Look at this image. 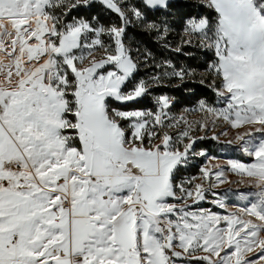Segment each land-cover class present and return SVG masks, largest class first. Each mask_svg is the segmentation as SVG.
Masks as SVG:
<instances>
[{
    "label": "snow or ice",
    "instance_id": "snow-or-ice-1",
    "mask_svg": "<svg viewBox=\"0 0 264 264\" xmlns=\"http://www.w3.org/2000/svg\"><path fill=\"white\" fill-rule=\"evenodd\" d=\"M205 3L214 19L188 18L173 48L169 25L149 19L168 0H0V264H264V0ZM95 4L118 23L85 15ZM133 23L165 49L211 52L208 86L223 107L201 101L205 118L193 123L170 117L165 95L153 111L113 106L195 77L146 48L137 52L154 74L137 79L140 58L125 43ZM209 116L213 128H246L226 143L255 161L228 162L258 191L239 194L255 200L237 212L210 201L225 215L192 210L228 182L223 169L177 183L190 156H205L192 133L207 138Z\"/></svg>",
    "mask_w": 264,
    "mask_h": 264
},
{
    "label": "trees",
    "instance_id": "trees-1",
    "mask_svg": "<svg viewBox=\"0 0 264 264\" xmlns=\"http://www.w3.org/2000/svg\"><path fill=\"white\" fill-rule=\"evenodd\" d=\"M138 2V0H137ZM171 5L167 10L160 9V13L153 17H150V21H163L169 24L171 30L174 31V37L168 36L167 40L169 45L173 48L180 46L183 39L184 23L190 17L200 18L209 17L213 18L214 12L204 5H198L195 3H189L182 0H174L169 3ZM85 15L100 16L106 24L117 23V17L114 14L108 13L103 9L101 5H94L93 8L86 12ZM173 40V41H172ZM126 46L131 50L134 58H140V67L137 73V79H148L154 74L152 67H146L143 63V57L137 52H144L147 48L152 52V56L155 57L154 62H161L169 60L173 65L177 67H183L195 72L194 78H188L184 82L179 80H169L165 78L161 81L160 85L154 86L150 89L151 95L143 98L139 102H131L130 107L125 108L123 105L112 102L113 106L120 107L122 110H151L153 108L152 99L161 95L168 96L172 100L170 112L177 113L185 109L192 108L199 102L210 106H218L220 104L219 99L215 93L208 86L211 83V77L208 75V66L212 60L215 59L211 52H205L196 47L184 45L186 51H190L193 55H183L182 53H176L170 49L161 47L154 36L145 32L143 29H134L128 27L127 38L125 40ZM134 50L136 53H134ZM205 79L204 84H200L199 80ZM203 151L213 152L210 147L209 141L201 142ZM215 144V143H214ZM219 146V144H215ZM242 158V157H240Z\"/></svg>",
    "mask_w": 264,
    "mask_h": 264
},
{
    "label": "rangeland",
    "instance_id": "rangeland-1",
    "mask_svg": "<svg viewBox=\"0 0 264 264\" xmlns=\"http://www.w3.org/2000/svg\"><path fill=\"white\" fill-rule=\"evenodd\" d=\"M172 1H174V0H168V3L172 2ZM182 1L206 6L205 0H182ZM136 2H137V0H124V3H126V4H132V3H136ZM95 5H100V4H95ZM210 10L212 12H214L212 9H210ZM214 17H215V13H214V16L212 19H214ZM115 21H117V23H118V20H115ZM6 27H8V31H11L10 26L6 25ZM128 27H132L134 29H143L142 26H140L136 23L130 24ZM174 35H175L174 31L171 30L169 27L168 36L174 37ZM186 38L187 37L184 35V30H183V39H186ZM4 39L6 41L9 40L8 37H5ZM106 39L107 38L105 37V40ZM134 53H136L135 50H134ZM0 79H2V76H0ZM152 101H153V108L151 110H145V111H153L156 109V104L154 102V98L152 99ZM170 101L172 103V100H170ZM113 102H115V101H113ZM115 103H118V102H115ZM206 105L208 107H212V108H216V109L223 107V105L221 103L218 106H210L208 104H206ZM199 106H200V102L198 104H196L195 106H193L192 108L185 109V110H182V111L177 112V113H172L169 111V116L174 117L176 119H179L180 117H184L185 119H187L188 121L193 122V123H195L197 121H202L205 118V114L198 110ZM214 119H215L214 116L208 117L209 128H208V131L206 133L207 138L199 139L200 136L205 135L204 132L194 131L192 133V135L197 138L196 139V146H195L197 152L203 151L202 150L203 146L201 144L202 141H209L210 147L212 148L213 152L203 151L205 153V156H190L188 164L183 166L181 172L179 173V178L177 180V183H179L182 180L183 181L192 180L193 183H201L202 182V180H201L202 173L200 172L201 167H206L207 169L211 170L212 172H215L218 169H223L225 172L224 178L228 182L219 185V187H217L216 189L213 190L215 193L218 194L216 197H213V195H211V193H209L207 195L205 201L200 202L199 205H192V210H197L198 207H203L205 209H210L214 213H217L220 215H225L227 213L224 209L216 207L210 201H212L214 198L215 199H222L228 205L227 212H237L239 208L250 206V203L255 200V197H253V196H249L247 199H240L239 194L254 193V192L258 191V189H256L254 187V185L256 183V181L254 179H250L246 175L245 176L237 175L236 173H234L231 170L228 162L229 161H237V162H240V163L247 165V164L254 163L255 161L253 160V158H251L247 155H244L241 151L237 150L235 147V144L232 146H228L226 143L227 140H229V139L234 140L236 133L238 131L243 132L246 130V128L233 130L230 128V126L226 125L222 120L217 121L216 126L213 128L211 121ZM182 128H183V125H181V127H179V128H171V129H166V130L175 136L179 131L182 130ZM222 132H226L227 135H221ZM214 135H218L219 140H213L212 136H214ZM257 136H259V134H257ZM156 142L159 143V141H156ZM214 143L219 144V146L215 145ZM180 147L182 149L183 146L180 145ZM240 157H242V158H240ZM214 179H215V177L213 176V180ZM203 183L205 184V187H207V181H203ZM226 190L228 193L227 196H225ZM189 204H192V202L189 201ZM257 223H258V221H257ZM258 251L259 250L257 249L256 252L250 253L248 255L255 257L256 254L258 253ZM198 255H204V253L200 252V253H198ZM190 264H203V262L191 260Z\"/></svg>",
    "mask_w": 264,
    "mask_h": 264
},
{
    "label": "bare ground",
    "instance_id": "bare-ground-1",
    "mask_svg": "<svg viewBox=\"0 0 264 264\" xmlns=\"http://www.w3.org/2000/svg\"><path fill=\"white\" fill-rule=\"evenodd\" d=\"M0 61H2L4 64L8 63V61L3 56H0Z\"/></svg>",
    "mask_w": 264,
    "mask_h": 264
}]
</instances>
